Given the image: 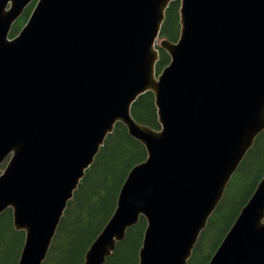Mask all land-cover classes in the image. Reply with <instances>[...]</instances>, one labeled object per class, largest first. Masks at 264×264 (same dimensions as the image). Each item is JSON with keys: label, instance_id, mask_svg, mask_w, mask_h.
<instances>
[{"label": "water", "instance_id": "1", "mask_svg": "<svg viewBox=\"0 0 264 264\" xmlns=\"http://www.w3.org/2000/svg\"><path fill=\"white\" fill-rule=\"evenodd\" d=\"M0 0V215L44 264L68 202L117 123L144 145L82 264H104L141 217L139 264H188L202 230L264 131V0ZM159 45L170 62L157 74ZM151 91L159 129L133 103ZM207 264H264V176Z\"/></svg>", "mask_w": 264, "mask_h": 264}, {"label": "trees", "instance_id": "2", "mask_svg": "<svg viewBox=\"0 0 264 264\" xmlns=\"http://www.w3.org/2000/svg\"><path fill=\"white\" fill-rule=\"evenodd\" d=\"M35 3L36 0L28 5L14 23L11 37L17 35L27 22ZM179 8L180 0H174L168 6L160 38L178 39ZM158 48L157 74L170 62L169 54ZM131 112L138 122L160 128L155 96L151 91L138 97ZM146 157L144 145L129 134L124 124L117 123L68 202L44 264L84 262L87 250L113 215L130 170ZM5 165L6 162L0 167V174ZM263 176L264 131L257 136L233 174L221 201L202 230L188 264H207L210 261ZM146 227L147 221L141 217L136 225L127 230L124 239L117 242L104 264H139ZM24 242V231L15 229L13 212L6 210L0 215V264H17Z\"/></svg>", "mask_w": 264, "mask_h": 264}]
</instances>
